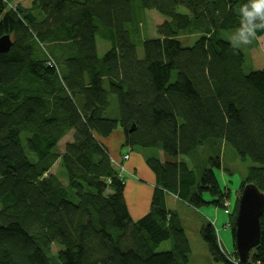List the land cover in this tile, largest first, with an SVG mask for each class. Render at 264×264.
Returning <instances> with one entry per match:
<instances>
[{
	"label": "trees",
	"instance_id": "1",
	"mask_svg": "<svg viewBox=\"0 0 264 264\" xmlns=\"http://www.w3.org/2000/svg\"><path fill=\"white\" fill-rule=\"evenodd\" d=\"M246 2L0 0V37L12 43L0 53V264H190L166 194L221 207L228 193L213 170L229 149L252 164L234 221L245 185L264 194V69L246 73L244 53L224 37ZM147 12L154 38L142 36ZM97 38L109 45L102 57ZM118 130L123 145L161 153L147 160L157 187L138 220L113 167L129 158L113 159L104 142ZM200 237L213 262L232 264L211 224ZM165 241L170 250L157 253ZM245 264H264V213Z\"/></svg>",
	"mask_w": 264,
	"mask_h": 264
},
{
	"label": "rangeland",
	"instance_id": "2",
	"mask_svg": "<svg viewBox=\"0 0 264 264\" xmlns=\"http://www.w3.org/2000/svg\"><path fill=\"white\" fill-rule=\"evenodd\" d=\"M16 2L21 3L25 7H29L31 0H16ZM145 17L146 20H145V26H143L142 28V36L147 38H154L156 37V34H155V23H154L153 14L147 12ZM232 33L233 32L227 33L224 36L225 39H227L229 42H231L230 37ZM196 38L197 36L189 37L188 43L192 44ZM256 42H257V46L254 49H250L248 46L239 48L246 57V63H245L246 66L245 69L247 71L246 73L255 72L264 69V36L259 37L256 40ZM96 45H97L98 57H102L104 53L109 49V45L104 43L100 38H97ZM137 53L139 57L142 56L141 46H138ZM119 131L120 130H118L114 136L105 139L104 142L109 147L113 159H115L116 157H118V159H121L122 153H124L123 156L126 153H129V155L131 156V163L130 165L127 166L128 169L126 167L125 169L121 170L122 168L116 167L115 165H113V167L120 174V177L125 184L124 197L126 200L127 207L129 209V213L134 220H138L142 218L149 211V207L154 192L153 190L154 187H152L151 183H153L154 185L157 184L155 174L152 172L151 168L148 167L147 160L158 159L161 161L160 158L161 153L151 148H142L140 146L129 147L123 145L122 141H124V136L122 135L121 131L120 132ZM72 135L73 133L70 132L67 135V137H65L62 140V142L59 144L60 151L63 150L64 144L66 142H70L72 140ZM204 151H206V149H204ZM208 153L210 155L216 156L214 152H208ZM220 157H221L222 172H220V170H217L215 168L213 171L216 174V178L221 190L224 193H228L227 198L223 201V204L220 207V209L227 216L228 215L230 216V213L233 212L234 205L237 200V192L239 190V187L241 183L244 180H246V178L248 179L247 173L252 164L249 160L246 161L239 160V158L232 153L231 149L223 152ZM184 159L185 157L183 156L180 157V160H184ZM199 170L200 169L195 170L197 177L200 174ZM51 172L53 174H57L58 177L64 181V178H61L62 176H64V172L60 168L58 163H56L53 166ZM203 195L206 200L211 199L209 193H204ZM171 196L172 197H169L170 198L169 200H174L173 202H175L172 203L171 206L173 207V209H177L180 212V214L183 215L185 218L183 227L191 248V255L189 261L190 264H221V263H215L213 261H211L210 263V261L206 259L205 257L206 255L204 254H206L208 248L207 250L205 249L204 247L205 243L203 242L199 234L197 235L195 233L196 221H198L196 216L201 213V210L205 209L209 205L205 207H201L197 210H193L187 207L186 203L177 201L176 197H174L173 195ZM211 208L215 209L216 207L212 205ZM190 217H192L193 219H190ZM231 220L232 222L234 221L233 217L231 218ZM217 234L218 232L216 233V236L222 242V245L224 247L222 248L220 241L217 240L220 252L223 255L227 256L226 258L229 261L231 260L232 264H241L238 261L236 254L234 253L235 249L233 243L232 228L231 229L227 228L225 231H221L220 234L218 235ZM226 239H229V243H230L228 248H226V245L224 243ZM170 248H171L170 241H165L158 246L156 252L157 253L166 252L170 250ZM50 250H51V254L54 255L57 248L55 246H51ZM225 250H227L228 252H226ZM208 257H210V255Z\"/></svg>",
	"mask_w": 264,
	"mask_h": 264
},
{
	"label": "water",
	"instance_id": "3",
	"mask_svg": "<svg viewBox=\"0 0 264 264\" xmlns=\"http://www.w3.org/2000/svg\"><path fill=\"white\" fill-rule=\"evenodd\" d=\"M9 36L0 37V53L11 47ZM264 213V194L254 185L243 187L234 221V253L241 264L248 260L250 252L259 244L260 218Z\"/></svg>",
	"mask_w": 264,
	"mask_h": 264
},
{
	"label": "clouds",
	"instance_id": "4",
	"mask_svg": "<svg viewBox=\"0 0 264 264\" xmlns=\"http://www.w3.org/2000/svg\"><path fill=\"white\" fill-rule=\"evenodd\" d=\"M239 24L231 34L234 49L252 45L264 32V0H247L238 9Z\"/></svg>",
	"mask_w": 264,
	"mask_h": 264
},
{
	"label": "crops",
	"instance_id": "5",
	"mask_svg": "<svg viewBox=\"0 0 264 264\" xmlns=\"http://www.w3.org/2000/svg\"><path fill=\"white\" fill-rule=\"evenodd\" d=\"M130 163H131V156L129 155V160H128V162H127V164H126V167L128 166V165H130ZM127 169H128V167H127ZM135 171H136V169H135ZM151 185H152V187H154V189H155V187H156V184L154 185L153 183H151ZM225 187V186H224ZM153 189V190H154ZM169 197H172L171 195H167L166 194V207L170 210V211H173V212H175L178 216H179V218H180V221H181V224H182V226H184V222H185V218H184V216L183 215H181L180 214V212L177 210V209H173V207L171 206V204L172 203H175V202H173L174 200H169L170 198ZM175 197V196H174ZM204 198V197H203ZM173 199V198H172ZM177 199V198H176ZM205 199V198H204ZM206 200V199H205ZM177 201H179L178 199H177ZM206 201H209L208 199L206 200ZM181 202V201H180ZM183 203V202H182ZM186 206L187 207H189L187 204H186ZM211 206L212 205H209L208 207H206L205 209H203V210H201V213L199 214V215H197L196 217H197V220L198 221H196V227H195V233L198 235L199 234V236H200V229H201V227L203 226V225H206V224H212V226H214V229H215V231H216V233L218 232V234H220V232L221 231H225L227 228H229V229H231V223H232V220H231V213H230V216L228 215H226L221 209H220V207H216L215 209H213V208H211ZM205 207V206H204ZM189 208H191V207H189ZM191 209H193V208H191ZM193 210H196V209H193ZM190 219H193L192 217H190ZM217 234V235H218ZM227 237H228V235H227ZM218 238V237H217ZM219 240V239H218ZM220 241V240H219ZM220 243H221V246H222V248H224L223 247V245H222V242L220 241ZM224 243H225V245H226V248H228L229 247V239H226V241H224ZM205 247V249L207 250V246L205 245L204 246ZM226 252H228L227 250H225ZM204 255H206L205 257H206V259H208V261H210V263H211V259H210V257H208L209 256V253H208V251H206V254H204Z\"/></svg>",
	"mask_w": 264,
	"mask_h": 264
},
{
	"label": "built area",
	"instance_id": "6",
	"mask_svg": "<svg viewBox=\"0 0 264 264\" xmlns=\"http://www.w3.org/2000/svg\"><path fill=\"white\" fill-rule=\"evenodd\" d=\"M129 158V154L126 153L124 156H123V159H128ZM120 168V167H119ZM124 168H122L121 170H123ZM227 257V256H226Z\"/></svg>",
	"mask_w": 264,
	"mask_h": 264
}]
</instances>
